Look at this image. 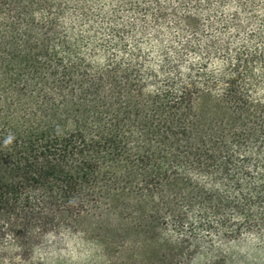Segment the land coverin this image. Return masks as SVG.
<instances>
[{
    "label": "trees",
    "instance_id": "obj_1",
    "mask_svg": "<svg viewBox=\"0 0 264 264\" xmlns=\"http://www.w3.org/2000/svg\"><path fill=\"white\" fill-rule=\"evenodd\" d=\"M122 215L264 249V0H0V235Z\"/></svg>",
    "mask_w": 264,
    "mask_h": 264
},
{
    "label": "rangeland",
    "instance_id": "obj_2",
    "mask_svg": "<svg viewBox=\"0 0 264 264\" xmlns=\"http://www.w3.org/2000/svg\"><path fill=\"white\" fill-rule=\"evenodd\" d=\"M123 217L84 219L29 249L0 235V264H163L154 252L153 224L138 227ZM187 264H264V249L249 239L233 241L201 249Z\"/></svg>",
    "mask_w": 264,
    "mask_h": 264
}]
</instances>
